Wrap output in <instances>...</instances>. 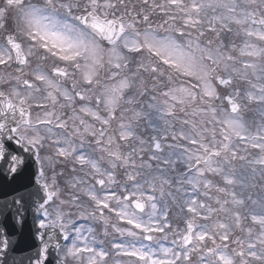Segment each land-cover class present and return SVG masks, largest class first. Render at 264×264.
Returning <instances> with one entry per match:
<instances>
[{
	"label": "snow or ice",
	"instance_id": "1",
	"mask_svg": "<svg viewBox=\"0 0 264 264\" xmlns=\"http://www.w3.org/2000/svg\"><path fill=\"white\" fill-rule=\"evenodd\" d=\"M0 264H264V0H0Z\"/></svg>",
	"mask_w": 264,
	"mask_h": 264
},
{
	"label": "water",
	"instance_id": "2",
	"mask_svg": "<svg viewBox=\"0 0 264 264\" xmlns=\"http://www.w3.org/2000/svg\"><path fill=\"white\" fill-rule=\"evenodd\" d=\"M29 226H31V224ZM34 255H35V251L31 246V241H28L26 237H22L20 248L18 249L17 253L14 255V259L19 262L21 259L26 260L27 257Z\"/></svg>",
	"mask_w": 264,
	"mask_h": 264
}]
</instances>
